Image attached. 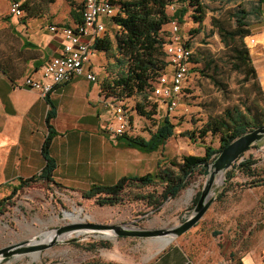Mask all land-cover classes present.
Masks as SVG:
<instances>
[{
	"label": "rangeland",
	"instance_id": "1",
	"mask_svg": "<svg viewBox=\"0 0 264 264\" xmlns=\"http://www.w3.org/2000/svg\"><path fill=\"white\" fill-rule=\"evenodd\" d=\"M49 1L45 4L48 8L56 0ZM257 1L227 0L226 4L206 0L207 17L202 25L193 23L189 14L183 18L185 21L183 24L178 21L180 13L173 18L180 25L179 36L184 43L192 45L194 55L199 56L200 53L212 55L219 61L220 70L216 72L214 69H207L204 62L198 64L191 62L183 92L175 110L168 117L175 125L174 136L168 139L159 151L145 154L149 162L143 166L144 175L158 172L160 162L161 168L164 169L170 166L171 161L180 163L185 155L204 156L208 146L219 149L220 136L209 133L202 138L199 136L201 129L227 108L246 102L251 103L252 100L261 97L257 87L254 86L255 80L245 82L244 75L233 70L229 53L222 44L217 31L212 33L213 17H220L239 5L251 10L256 7ZM76 3L79 2L73 0L72 5ZM176 7L178 5L174 9ZM7 8L8 3L0 0V11ZM262 11L263 17L251 16L249 18L251 28L255 31L259 24L264 25V5ZM168 12L171 14L173 9L168 8ZM112 25L106 22L108 33L113 35L115 29L111 28ZM196 28L200 29V33L192 34L190 30ZM170 30L171 22L164 26L162 32L164 38L170 37ZM251 36L247 37L245 42L250 49L255 67H261L264 65V46L251 49V41L255 39ZM102 54L103 59L97 65V71H100L99 77L112 79L114 74L110 73L109 69L111 59L106 53ZM170 70L168 66L164 72L169 73ZM204 73L214 75L225 84L226 89L222 90L214 85L209 78L204 76ZM258 82L264 94L259 74ZM124 101L134 110L143 98L134 96ZM149 101L148 109H151L153 104H158L155 98H152V93H150ZM259 103L261 105L263 102L259 100ZM166 116L165 107L159 104L155 115L152 119H148V122L137 113L134 118V135L150 139ZM187 133L191 136H187ZM192 135L194 138H191ZM120 140L123 141V139ZM250 157L259 159L255 167L260 176L253 180L252 177H246L235 170L233 166L227 172L220 174L212 189V195L216 198L212 206L190 231L173 240L181 243L189 264H238L244 252L259 244H264V184L261 182L264 180V144L255 146L244 154V159ZM234 171L235 175L230 178L229 174ZM205 172L206 169L199 170L188 186L175 199L167 201L159 211L148 207L144 201L132 200L133 193H137V190L133 189L124 194L123 204L112 207L99 206L95 199L64 195L52 184H33L32 187L25 189L14 198L15 204L9 207L5 214H0V249L30 242L40 235L72 223L94 222L103 225L127 226L137 230H161L176 227L193 215L197 204L195 199L208 179ZM109 182H111L110 185L116 183L112 179H109ZM13 187V183L1 185L0 200L11 195ZM157 188L161 189V185ZM154 189V186H148L142 191L151 192ZM77 213L81 214L80 221L71 218V214L77 215ZM106 233L114 235L112 232ZM75 237H78V234L72 233L64 240ZM158 240V238L121 236L104 238L97 232L83 233L79 235L77 242L63 241L44 250L2 260L0 264H81L96 252H117L118 255L141 262L148 255L163 248H160L161 244ZM101 241L108 242L110 247L89 250V244ZM38 254L40 258L35 259Z\"/></svg>",
	"mask_w": 264,
	"mask_h": 264
},
{
	"label": "crops",
	"instance_id": "2",
	"mask_svg": "<svg viewBox=\"0 0 264 264\" xmlns=\"http://www.w3.org/2000/svg\"><path fill=\"white\" fill-rule=\"evenodd\" d=\"M2 1L8 3V8L0 11V186L8 183L17 186L20 178H31L43 170L46 161L42 147L49 133L47 97L23 82L27 77L41 79L45 64L62 53L63 37L52 33L50 27L80 25L85 0H77L79 3L75 5H72L73 0H56L42 14L27 19L10 15V1ZM175 6L168 7L173 9L171 14L167 9L170 17L179 8L178 5L174 9ZM111 28L118 29L115 24ZM251 29V37L256 41L250 45L251 49L264 46V25L259 24L256 31ZM111 35L114 39L115 33ZM102 59L103 54L97 52L90 64L98 83L84 76L77 77L55 87L49 94L57 111L52 120L57 134L50 154L58 164L54 172L57 188L64 195L84 198L83 192L94 184L110 185L109 179L117 182L124 176H143V166L149 162L146 152L128 146L121 137L106 133L111 113L103 104L105 79L100 78L97 71ZM257 71L264 88V65L257 67ZM160 248L141 262L117 252H96L81 264H188L179 241L160 245ZM238 264H264V244L244 252Z\"/></svg>",
	"mask_w": 264,
	"mask_h": 264
},
{
	"label": "trees",
	"instance_id": "3",
	"mask_svg": "<svg viewBox=\"0 0 264 264\" xmlns=\"http://www.w3.org/2000/svg\"><path fill=\"white\" fill-rule=\"evenodd\" d=\"M206 0H112L118 8V14L114 18V24L118 28L115 31L114 39L109 35L99 38L95 41L93 48L99 53H106L111 59L110 73L114 74L112 79H105L102 83V92L107 98L124 101L125 99L137 96L142 97L143 101L134 108L136 113L146 119H152L155 115L158 104H153L149 108L150 93L154 89L157 78L168 67L166 60L165 44L167 38L162 35L164 26L173 21L180 13L178 21L185 23L183 18L189 14L193 23L202 25L207 17ZM210 2L226 3L227 0H208ZM48 0H25L22 2L21 9L26 13L22 19L31 18L43 13ZM49 2H52L50 0ZM179 5L175 10L174 16L168 15L167 9L171 5ZM264 0H258L256 7L251 10L239 5L236 9H231L220 17L212 18V33L216 30L222 44L229 53L230 63L234 71L244 75V81L255 80L254 86L257 87L260 98L252 100L251 103H243L227 108L222 114L211 119L200 131V137L204 138L209 133L219 135L221 146L215 149L211 146L206 147L204 156L188 155L183 156L180 163L171 161L170 166L161 168V162L158 172L148 173L143 176H124L115 184H94L87 191L83 192L85 199H95L99 206H117L123 204L124 194L128 190H137L133 193L132 200L144 201L148 207L155 211L162 209L163 205L172 199H175L183 191L196 173L204 171L205 164L212 162L219 153L225 149L231 142L264 125V94L258 82V71L254 65L250 49L245 39L252 35L249 18L255 16L263 17L262 7ZM83 7H81L82 10ZM81 13V12H80ZM79 22H83L79 19ZM192 34L200 33V29H191ZM186 45L193 49L191 44ZM194 51V49H193ZM193 53L191 62L206 64L207 69H214L219 72V61L210 54H201L195 56ZM214 85L222 90L226 89L224 83H221L214 75L204 73ZM50 103V111L47 118L49 133L46 137L42 153L46 164L39 175L28 179L20 178L19 184L12 188L11 195L0 200V214H5L9 207L13 206L14 198L22 191L28 189L36 183H45L47 185H59L55 182L54 172L58 166L57 161L50 154V148L56 131L53 128L52 120L56 117L57 111L54 103L47 96ZM259 100L263 103L260 105ZM175 125L166 117L160 124L150 139L143 137H130L124 135L127 145L142 150L146 153H154L163 147L167 140L174 136ZM190 134L187 133V136ZM191 136V135H190ZM191 138H194L192 135ZM259 159L250 157L240 163L233 165L235 170L246 177H252L255 180L260 176L258 174L257 163ZM235 171L229 174L233 177ZM257 183L258 181H254ZM264 184V180L261 181ZM161 185V189L157 186ZM154 186L151 192H143L142 189ZM258 186V185H255ZM200 192L195 199L198 202ZM223 197V195H222ZM89 250L99 247L108 248L110 244L105 241L91 243Z\"/></svg>",
	"mask_w": 264,
	"mask_h": 264
},
{
	"label": "built area",
	"instance_id": "4",
	"mask_svg": "<svg viewBox=\"0 0 264 264\" xmlns=\"http://www.w3.org/2000/svg\"><path fill=\"white\" fill-rule=\"evenodd\" d=\"M10 15L22 18L24 11L22 2L9 0ZM118 8L112 0H85L83 22L76 27L52 25L50 31L60 34L64 40L63 51L52 57L42 70L41 79L27 77L23 85L41 92L47 97L55 87L67 84L77 77H85L88 81L98 83L97 74L90 68V64L97 51L93 48L95 41L108 35L106 22L114 25V18ZM180 25L171 21L170 37L165 44L166 60L171 68L169 73L163 72L156 80L152 90V98L166 109L167 116L171 114L183 92L190 72L191 58L194 53L179 36ZM252 44L255 40L252 39ZM104 105L111 113V120L106 126V133L110 136L122 137L134 135V118L136 111L125 101L104 97ZM148 122V119L143 117ZM189 264V263H188Z\"/></svg>",
	"mask_w": 264,
	"mask_h": 264
},
{
	"label": "water",
	"instance_id": "5",
	"mask_svg": "<svg viewBox=\"0 0 264 264\" xmlns=\"http://www.w3.org/2000/svg\"><path fill=\"white\" fill-rule=\"evenodd\" d=\"M261 144H264V125L240 136L231 142L225 149H223L212 162L205 164V174L208 179L203 186L199 200L194 209V213L191 217L176 227L161 230H137L127 226L103 225L94 222L72 223L56 229V237L49 244L32 246L29 245L30 242H24L0 249V261L44 250L63 241L67 243L77 242L79 235L86 231L97 232L100 235L101 232L110 231L114 234V236L132 238L163 239L171 237L172 239L169 242L171 243L174 239L184 235L196 224H198V222L204 217L209 208L212 206L216 199L212 195V189L216 183L217 177L220 174L227 172L237 162L246 160L244 159V154L253 147ZM72 233L78 234V237L70 240H64L66 236Z\"/></svg>",
	"mask_w": 264,
	"mask_h": 264
},
{
	"label": "bare ground",
	"instance_id": "6",
	"mask_svg": "<svg viewBox=\"0 0 264 264\" xmlns=\"http://www.w3.org/2000/svg\"><path fill=\"white\" fill-rule=\"evenodd\" d=\"M251 44H252V42H251ZM80 217H81L80 213H77V215H72L71 214V218L74 219L75 221L76 220L80 221ZM90 232L91 231H86V232H83V233H90ZM106 232H110V231L101 232V235L104 236V237H108V238L114 237V235H107L108 233H106ZM105 233H106V235H103ZM38 237H40V238H38ZM38 237H36L35 239H32L30 241L29 245H32V246L37 245V246H39V245L49 244L55 239L56 232L55 231H50V232H47V233H45L43 235H40ZM171 239H172L171 237L170 238H163V239H159L158 241L160 242L161 246H165L166 244H168L170 242ZM39 258H40L39 254L35 256V259H39Z\"/></svg>",
	"mask_w": 264,
	"mask_h": 264
}]
</instances>
